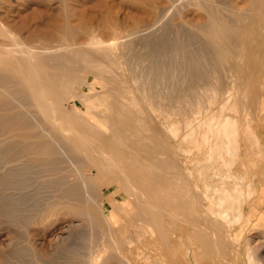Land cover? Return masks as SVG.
<instances>
[{"label": "rangeland", "instance_id": "rangeland-1", "mask_svg": "<svg viewBox=\"0 0 264 264\" xmlns=\"http://www.w3.org/2000/svg\"><path fill=\"white\" fill-rule=\"evenodd\" d=\"M143 1H145V0H143ZM143 1L142 0H0V25H1V27H4V29H8V31L18 35L21 38V40H24V41L27 40V41H25V43L28 42V45H30V43L32 46H33L32 43H34V45L36 44L34 47H36L37 45L38 46L41 45L43 47L47 46L46 45L47 40H48V42H47L48 46L49 45L53 46L56 43V39L59 37H61L62 39L66 38V40H64L65 42L66 41L72 42V39H73L74 42L77 41V43H78V41L79 42L82 41V43H84L86 40H88V34L86 33V29H90V30H93V33L96 34L95 35L96 39L99 40L101 37L103 45L105 43V44H109L106 46H110V45H111V47L113 46V49H112V51L110 50V52H114V51L116 52V50H117V52L119 53L120 49H121V51L122 50L124 52L126 51L125 53L122 51L123 54L120 52L119 55H117L118 53L115 55L116 57H118V58H116L117 61L115 60V57L113 55L111 56L110 54H109V57L107 56V59L105 57H104L105 59L104 58L102 59V57H101V59H100L101 62H99L100 63L99 66H102L104 64V62L111 61V63H112V59L115 60V61L113 60V62H114L113 64H111L110 62H108L109 64L106 63L105 64L106 66H104V67H107V68H104L102 66L103 70H105V73H104V71L101 72L100 69L102 67L100 68L98 66L99 69L93 68V67H91V65L88 62H86V60H82V61H85V63L83 62L85 64V66L81 60L80 61L82 64H79L80 61H79V63H77L79 73H80V80L78 81V83H76L77 80H75L74 84L71 83L72 85H68V86H65L63 88L65 95H63V99H62V102H63L62 108L64 109L66 114H69V115H67L69 118V121L72 119L70 122H72V124H74V125L77 124L78 127L82 126L84 124V122H86V120H87V122L91 121V122L95 123L96 125L98 124L100 127H102V130L108 131V127H107L108 123H105L106 120L111 121V119L117 117V115L118 116L120 115L121 119H123L122 117L124 115H127V118H128V117H130V116H128V113L131 114L134 111H136L137 109L138 110L143 109V111H139V112H141V114H139L138 111H136L138 114H136L135 112H134L135 114L134 113L133 114H134V116L135 115L138 116V118L140 115H142V116H140V118L143 117L142 118L143 120L145 118V120L142 121V123L145 122L143 124L145 129L146 128L150 129V130H146L147 132H149V133H147V136L151 135L152 133L154 134V135L152 134V136H155L156 141L154 140V138L152 136L151 137L149 136V138L147 137L148 140L150 141V143L154 144V147H153V145H151L154 148V150H158L159 148L161 149L160 146H162L164 148L163 150L161 149L163 152L169 151L170 148L172 149L169 151V152L172 151L170 154H169V152H167V154H160V156L167 159L169 161V163L172 161L173 165H175L176 163L178 164V165H175V167H174L171 164L172 162L170 163L172 165V167H174V169L172 168L173 172L175 169L177 170V172L175 171L174 173L170 172V173H173V175H175L174 178L180 176V173L183 174L184 176L189 175V177L187 176L188 179L192 178L193 176L194 177L197 176L196 175L197 173H199L200 175H201V173H203L202 175H204V176L198 175L200 177H197V178L193 177L194 179L192 178V181H194V182H195V180H198V179H201V181H202V178H205V176L206 177L209 176V175H206V174H208V172L206 173L205 169L203 168V165L206 163L205 162L206 161L205 156L202 157V159H201V156L205 155V152L200 151L199 153H196L195 150L193 149L194 152L191 151V154H190V152H188L189 148L191 147L188 144L190 142L187 141L188 143H184L183 141H180V137H178V139H177V136L176 137H174L175 135L172 136L173 132H171L172 131L171 127L172 128L176 127L180 134L182 131L184 132L183 129L187 126V123L184 122V119H186L184 117L189 115L188 110L183 108L185 105L183 102L184 100L181 101V97H180L181 92H182L181 89L183 88V86L180 84V82L182 80L180 78V76H181L180 71L181 70L179 69L180 70L179 71L176 67V63H178V60L180 59V55L178 56V54H180V53L178 52L175 54V52H177V51L171 50L174 53L171 54V52H170V55H172V56L174 55L175 58L170 56L169 52H168V55H167V52H163L165 54H160L161 60L160 59L159 60L161 62L162 61L166 62L168 57L174 58L173 59L174 61L178 59L177 62L175 63V65H173V68L170 70V72L171 71L174 72V74H175L174 77L170 76L171 74H173V72L169 73L167 71L168 69L164 68L165 66H162L163 63L158 64L159 67L157 69H160L161 71H162V68H163V70L165 69L164 72L169 73L168 75L164 72H161L162 74H160V70H158L159 73H157L156 69H153V71L154 70L156 71V72L152 71L153 73L148 71V70L152 69V68H150L151 64H149V63L152 62L154 64V62H155L154 59L156 57V56L154 57V55H150V57H149V54H152V50H153V47H151L152 45L150 43H152L156 39L155 38L156 36L161 35L163 32L165 34L168 33V36L169 35L171 37L174 36V37H172L173 39H175L176 37H179L178 32H179L180 27L184 28L185 26L189 25L190 22L192 23L193 20H196L195 18L198 17L199 13H198V10L196 9V8H198V6H194L192 0H182L181 2H180V0H176L177 2L173 1L175 4L172 3L170 0H168L171 2V5H170V2H168L167 0H164V1L163 0H156V1L152 0L154 2L150 1L151 4H149V2H148L149 0H146L148 3L145 1L144 2L145 4L143 3ZM166 1L170 6H166L167 5ZM153 3L155 4V5H153L154 7L152 6ZM172 4H174V5H172ZM159 5H160V7L162 6V8H160V9H162V12L164 10L163 13L166 14L165 17H164V14H163V16L161 15L162 13L159 15V13L161 12V10H159L157 8V7H159ZM155 8L158 9L159 12H158V10H155ZM166 9H168V11ZM194 10H197V11L194 12ZM165 11H167V12H165ZM192 11L194 13H192ZM155 15H158V16H155ZM155 17L157 19H154ZM159 18L160 19L162 18V19L160 20ZM182 18L184 20H181ZM261 18L259 17L255 20L251 19V20H253L252 23L254 24V28L255 29L257 28L256 32L254 30V33L256 35H260V36H258V39H257L258 46L255 48L256 50H254V52H255L254 54H256L257 51H258V53L256 55V58L253 57L252 59H253V61H255V63L258 66H261V69H260V71H258V73L253 72L254 75L252 74L251 75L252 77L250 79L247 80V78H245L247 80L246 81L244 79L245 83H244V80H243V82H241L242 85L240 84L241 86L238 87L239 92L236 91V92H238L236 95L237 98L235 97V99H237V100L239 98H241L240 99L241 101L240 100H239V102L236 101L237 105L241 102V104H239L241 106H239V107L242 108V109L241 108L238 109L237 112H239V110L240 111L243 110V111L239 112L240 114L238 113L239 115L236 114L239 117L236 115H235L236 117L234 116V118H236V120L237 119L239 120V122H237V125L239 128L240 137L237 140V142L239 145H241V144L246 145L247 144L249 146L248 154L245 157V162L247 165V169H246L247 171L245 173H243V175L241 176L243 178V183L242 184H236V186L233 190L235 203L237 204L236 207L234 208L233 211H230L226 217L220 219V221H222L223 223L228 222L227 224H229V223L231 224L228 226H230V229H231L233 236L237 237L239 242H240V244L237 246H240L239 248H241L242 249L241 251H243V252H240L238 257H235V254L233 255L232 253H231V255H228L227 252L225 254L226 255V257H225L224 255H221L220 253H218L216 248H215V250L213 248L210 251L205 250V249L203 250V246H201L202 245L201 240H199V238H197L195 235L196 231H197V228L195 226H197V225L194 224L195 223L194 218H196V220H197L199 217H201L200 219H202V220H200V222L206 220L207 217H205L204 214L207 216L208 212L206 209L208 208L207 207L208 205H207V202L204 203L205 201L202 202L201 204H199L200 202H197V205L201 208L198 210V206H196L197 208H195V209H197L199 211L200 216L198 215L197 210L192 209V208L188 209L187 208L188 205L185 206L189 210L188 212H191V215L196 214L199 217H197L196 215H193L191 217L190 213L187 214V209L184 210L181 206H177V207L173 206L175 209H179L180 212H178V210L176 211L175 209H173L172 206L171 207L169 206L167 208L166 207H162V208L159 207V209H161L162 211L165 210L164 216L166 217V218L163 217L165 219L162 220L163 222L161 223L162 224L161 226L164 227L163 231H165V235H166L168 240H162L157 235L158 234V227H157V224H155L153 221H150L151 223L150 222H142L141 225H140V223H139L140 221H139L137 224V220L140 218L141 212H139L137 210V207L135 206V202L133 199L135 197L134 193L133 194L128 193L123 188H120V186L118 185L119 179L116 180L117 177L115 178V173L113 170H111V172L105 171L99 175L96 172V168H92L93 172L90 173L89 169H88L89 159L87 161L81 157L79 159L80 160L79 161L77 158L79 155L76 156L75 158H73L69 155L71 153L67 154V158L70 156V160L75 162V163L73 164V162H70L69 159H65V160H68V162L67 161L64 162V159H63V161L59 162V165H60V167L65 166L64 167L65 169L66 168L69 169L71 167L70 169L73 170V172H74V174H76V176H73L71 174V170H70V174L72 176L69 175V170H68V172L66 171L68 174L67 176H69V178L68 177L67 178L70 179V180H68V182L74 181L71 184L75 183V185H77V186H79V184H80L81 186H79V187H80L81 191L79 190V192H81L82 194L78 192L77 193L78 195H76V196L72 195L73 197L68 196L67 194H64L65 195L64 196L61 193H64L63 188L65 187V184H62L64 187L61 184H60L61 187L57 184V183H59V178H58L59 176L58 175L61 174L60 173L61 170L55 168L56 171L58 170L57 171L58 175H57V172L55 170H53V168L51 169V166L48 165L47 167H50V168L46 167V169H45V167H44L45 165L43 163L40 164V161L36 163L37 164V166H36V165H34V163L36 162L35 159H32L29 155H27L28 158H26V160H25V159H23V156L24 157H27V156L25 154H23L22 157L21 156L19 157V159L16 158L17 161L13 162V163H15L14 165H16V162H18V160H19V163H17V165L21 164L20 165L21 167H19L17 165L16 166L18 168L22 169V167H23L22 161H25L24 167L27 169L28 163L31 162L28 165L30 168H31V166L32 167L33 166L34 167L40 166L39 168L41 170L39 168H37V169L40 170V172L41 171H43V172L40 173L36 169V167L31 168L32 169L31 171L29 168H28V170H26L24 168L23 170L25 173L23 172V170L21 171L20 169H17V170H15V172L13 171L14 173H17V175H15V174L10 175L9 174L10 176L14 175L15 178L13 176L12 177L9 176L10 177L9 178L7 171L11 168L8 166L11 162H8L9 164L7 163L4 166L1 164L3 168L1 169V167H0V173H1L0 176L3 179V181L0 178V184L1 183H3V184L0 185V190H1L0 193L2 194V195L0 194V200H1L0 201V203H1L0 204V264H68L70 261L73 262L74 260L76 261V262H74L76 264L77 260H78L77 257L79 258L78 261L81 262L79 264H88L89 262H90L89 264H235V263L236 264H246L247 256L245 255L246 252L244 251V249H245L244 246L250 247L251 254L252 255H253V253L255 254L252 256L254 259L251 257L255 261V263H258V260L260 259L261 263L264 264V56H262V58H261V53H262L261 51L264 50V44H262V43H264V41H260V40L264 39V36H262V35H264V32H260V28H258L260 26L257 27V25L262 24L261 20H264ZM152 20H154L153 21L154 23L152 22ZM159 20H160V22H158ZM117 21L119 23L121 22V24H118ZM259 21H261V23H259ZM108 22H109V24H108ZM112 22H113V24H114V22H115V24H117L116 25L117 28L119 27L118 25H120L121 28L117 29V31L119 32L120 35L124 34L122 32L123 31L125 32V30H126L125 35H127L128 33H129V35L127 37L122 36L120 38L113 36V35H116L114 33H113V35H112V33L110 35L109 34L110 30H108V27L110 26V24L113 25ZM166 22H167V24H166ZM106 23L108 24V26ZM151 24L152 25L156 24V26H154V28H153ZM180 24L183 25V27L179 26ZM133 25L134 26L136 25V27H134ZM141 25H143V26L141 27ZM147 25H148V27H147ZM131 26H133L134 28ZM170 26H172V27L170 28ZM129 27H130V29H129ZM137 27L140 29L141 32H139V30H136V29H138ZM262 27H264V25L261 26V29H264ZM141 28L142 29L148 28L149 30L146 29L147 30L146 31L144 29L142 31ZM172 29H173V31H172ZM131 30L132 31L136 30V31H138V33L136 31L131 33L132 32ZM120 31H122V32L120 33ZM144 31H146V32H144ZM160 31H161V33H160ZM175 31H176V34H174ZM153 32H156V33L154 34ZM257 32H259V33L257 34ZM139 35H140V37H139ZM1 36L2 35H0V39H1L0 45L5 44L9 48H11L10 45L7 44V41H8L7 38L3 39L5 36H3V38H1ZM64 36H65V38H63ZM142 36H145V37H142ZM148 36H150V37H148ZM67 37H69V38H67ZM123 37H125V38H123ZM145 38H146V40H145ZM256 38H257V36H256ZM104 39H105V41H104ZM124 39H126V40H124ZM150 39H152V40H150ZM2 40H7V41L4 42ZM28 40H30L31 42ZM101 40H99V41H101ZM108 40H110V41L108 42ZM57 41H58V39H57ZM64 41L62 40V42H64ZM142 41H145L147 44L145 42H142ZM148 41H150V42H148ZM58 42L56 43L57 48H59L58 45L59 46H60V44L62 45V43H58ZM69 42L67 44H65V43L64 44L70 45L71 43H69ZM134 42H135V44H134ZM3 45L1 47H3ZM125 45H127V47ZM134 45H135V49H132V48H134ZM191 46L193 47L192 44H191ZM53 47L56 48L55 45ZM111 47H107V48H111ZM129 47H132V48H129ZM260 47H261V49H260ZM4 48H5V46H4ZM4 48H0V49H2V51H5ZM9 48H7L6 51ZM103 48H105V46ZM115 48H116V50H115ZM9 50L11 51L12 48ZM131 50L134 53V54L131 53V54H133L132 55L133 57L129 53V52H131ZM141 51L142 52L144 51V52L142 53ZM138 53H140V54H138ZM120 54H122V55H120ZM124 54L127 55L126 57L131 59L130 62H129L128 58L124 59V58H126ZM140 55H142V56H140ZM161 55H163L164 57H166V55H167L168 57H166V59H165ZM176 55L178 58L176 57ZM262 55H264V53H262ZM110 56L112 57V59H110ZM121 56H122V58H120ZM157 57L159 58V56H157ZM158 58L156 60H158ZM163 58L165 60H163ZM108 59H110V60H108ZM140 59H141V61H140ZM138 60H139V62H138ZM122 61H124L126 63V65ZM259 61H260V64H259ZM115 63H117V64H115ZM122 63H123V65H122ZM132 63H133V65H132ZM86 64H88V65H86ZM79 65H83L82 67H84V68H82ZM112 65L113 66L122 65L120 68H119V66H118V68H115L118 70L120 69L121 73L118 70H117L118 73H114L115 69H113L114 67L113 68L111 67ZM146 66H147V68L149 67L150 69H147ZM177 66H178V64H177ZM142 67H144V68H142ZM111 68L113 69L114 72L111 71L112 70ZM83 69H85L86 73H85V71H83ZM94 69H95V71H94ZM108 69H111V70H109V72L111 71L110 72L111 75L108 74L109 73ZM175 69L178 70L179 72L176 71ZM122 71H124V73ZM126 72H127L128 76L126 75ZM145 72L147 74H145ZM149 72H150V74H149ZM83 73H84V76H83ZM96 73H98V74H96ZM112 73H114L115 76ZM86 74H87V76H86ZM105 74H106V77L104 76ZM154 74L158 78L160 77L159 78L160 80L158 79V81H160L159 85L156 82H155L156 84H153V82L151 80V79H154L155 81H157V78L155 79ZM165 74H166V76H165ZM176 74H180L179 78L177 77L178 75H176ZM107 75L109 77H107ZM124 75H125V78L123 79ZM141 75H142V77H141ZM143 75L144 76L146 75V76L144 77ZM147 75H148V78H147ZM81 76L85 80H83ZM85 76L87 79L85 78ZM116 76L117 77L120 76V78L118 77L119 78L118 79ZM133 76H135L136 78L134 79ZM169 76L171 77L170 79L173 78L172 82H174V83H171V80L168 79ZM127 77H128V79H127ZM152 77H154V78H152ZM109 78L110 79L112 78V80H110ZM138 78H140V79H138ZM113 79H114V81H113ZM117 79L121 80V81L118 82ZM147 79H148V81H147ZM161 80L164 83H161ZM149 81L151 82V84H153V86L156 85V86H154L156 88V89L154 88L156 90V92L151 87L152 85L151 86L149 85L150 87H148V84H146V83H149ZM177 81L179 82L178 84H177ZM124 82L127 84H125ZM143 82H145V83H143ZM247 82H249V83H247ZM166 83H168V85ZM246 83L248 85H245L246 87H244L243 84H246ZM252 83H253V85L251 86ZM77 84H79V85H77ZM139 84L140 85L142 84V85L140 86ZM144 84H145V87H144ZM162 84H165L166 88L164 87V85L162 86ZM114 85L115 86L117 85V86L115 87ZM171 85H173V86L171 87ZM160 86L162 89L160 88ZM180 86H182V88ZM127 87H129V88H127ZM158 87H159V89H158ZM168 87H170V88L168 89ZM173 87H176V88H173ZM141 88L146 90V92L148 91V94L144 90H142ZM147 89H149L150 91ZM151 89H153V91ZM160 89H161V91H163V93L166 89L167 90L173 89L172 91L174 92V90H175V92L174 93L172 92V94L171 93L168 94L169 91L166 90L165 94H162L159 91ZM116 90L119 91V93L120 92L121 93L119 94ZM127 90H128V92H127ZM180 90H181V92H180ZM70 91L72 92L71 94H70ZM114 91H116L117 93ZM129 92L131 94H129ZM153 92H155V93H153ZM156 93L158 96L156 95ZM122 94H124V95H122ZM149 94L151 95V98H150ZM159 94H161L162 96H160ZM211 94H212V92H210V95ZM128 95H129V98H132V96H133L134 100L128 98V100L130 102L127 101L126 96L128 97ZM146 95H148V96H146ZM167 95H169V96H167ZM117 96L118 97L124 96L126 98L125 100L127 102L124 101L125 102L124 107H127V108H124L125 110L122 109V107L117 106V105L112 106V104H114L116 100H122V97L118 98ZM170 96L172 97L171 101H170ZM248 97L250 99L249 101L247 99ZM113 99H116V100H113ZM153 99L155 100V102H154L155 105L153 104V101H154ZM243 99H245V101ZM131 100H132V104H131ZM135 100L138 102H136ZM134 101H135V103H134ZM151 101H152L151 105L148 106V103L150 104ZM242 101H244L245 103L250 102L249 107H248V105L246 106V104ZM140 104L142 107L139 106ZM158 104H159V106H157ZM236 104H235V106L237 108L238 106ZM242 104H243L244 108H243ZM107 105L111 106L112 109H111V107H109ZM138 107L139 108L141 107L142 109L141 108L139 109ZM171 107H172V109H171ZM65 108H66V110H65ZM129 109L132 111L134 109L135 110L130 113ZM111 110H113V111H111ZM160 110H162V111H160ZM183 110H185V111H183ZM186 111H187L188 115H186L187 114V113H185ZM154 112L155 113L157 112V113L154 114ZM181 112H184V114L186 116L181 115L182 114ZM125 113H127V114H125ZM159 113L161 115L160 118H159ZM174 113H176V114H174ZM178 113L182 117H180V115ZM149 114H150V116H149ZM81 116H82V118H81ZM134 116H133V118H137ZM151 116H152V118H151ZM73 118L75 120L77 119L81 123L79 124V122L77 120H76L77 121L76 122ZM79 118H81V120ZM130 118L132 119V120L131 119L130 120L133 121L132 116ZM140 118L138 120L134 119L135 122L137 121L136 123L133 121V123H135L136 125H134L132 123V126H133L132 127V133H134V135L133 134L132 135L137 137L141 133V135L139 137H141L142 139L141 140L139 139V140L141 142H143V141L146 142L147 138L143 136L144 135L143 131H139V134L137 133V131L140 130V128H142ZM157 118H159V119H157ZM164 118H165V120H164ZM168 118H170V122H167V121H169ZM103 119H105V120H103ZM124 119H126V116ZM182 120H183L184 124H183V122H181ZM138 121L140 122V126H137V124L139 123ZM146 122L148 123V125ZM151 122H152L153 126L156 128L151 126L152 125V124H150ZM67 123H69V122H66V124ZM175 123H177V124H175ZM174 124L177 126H175ZM63 125H64V123H63ZM68 125L70 126L71 124L64 125V127L68 126ZM60 127L62 129V126H60ZM151 127H152V129H151ZM133 129H135V131ZM145 129H142V130H145ZM62 130H64V129H62ZM158 130H160V132ZM64 131L66 132V130H64ZM152 131H155V132H152ZM135 132L137 133V135H135ZM158 134L160 135V137H158L159 136ZM132 135L130 136V138H136V137H133ZM165 136L169 137V139L166 138ZM139 137H137V138H139ZM143 138H146V139H143ZM174 139H175V141H174ZM148 140H147V142L149 144ZM166 140H168L169 144H167L168 142ZM239 140L241 142H239ZM154 141H155V143H154ZM178 141L181 143L180 144L181 146H183V144H185L182 149L179 147L180 145L178 144ZM258 141L260 142L259 144H258ZM139 142L137 143L138 145L136 144L139 148H141L140 146H142V145L144 146V144L147 143V142L146 143L143 142L142 144H140L141 142L140 143ZM156 143H158L159 148H158ZM175 143H176V145H175ZM148 144H147V146H148ZM155 144L157 147L155 146ZM161 144H163L165 146L169 145V150H166L165 149L166 147L161 145ZM171 144H173V146L174 145L175 146L170 147ZM186 144H188L190 147L188 145L186 146ZM238 144L237 145L232 144V145H235L237 147ZM151 146L148 148L145 145L144 147L148 148L149 150L146 148L145 149L148 150V152L152 153V151H154V150L151 149L152 148ZM187 147H189L188 150H186ZM191 148H193V146ZM65 152L67 153L68 151H65ZM173 152L175 153L174 156H173V154H174ZM187 152L190 155L188 158H187V156H188ZM171 154H172V157L175 158V156H176L177 158L172 160L173 158L168 156V155L171 156ZM74 156H75V153H74ZM29 157H30V159H32L31 161L29 160ZM89 157L91 159H95L97 162L99 161L100 163L105 164V159L103 157H98V155L95 153L90 154ZM20 158H22V159H20ZM195 158L198 160V162ZM231 158H232V155L228 156L229 160ZM233 158H235V160H234L235 163L238 162L237 160L240 159L238 155H235V157L233 155ZM233 158L231 159L232 160V163H231L232 168L235 165L239 164V162H238V164L237 163L235 164L233 162ZM236 158H239V159L236 160ZM27 159L29 160V162ZM76 159L79 161L78 164H76L77 163ZM182 159L184 161H182ZM20 160L22 163L20 162ZM33 160H35L34 163H32ZM74 160H76V161H74ZM161 160H163V159L161 157H159L158 162L156 160V162L158 163L157 164L154 160H153L154 161L153 162L151 159V161H150L152 163L151 166H149L150 163H146V162L145 163L151 169H155L156 166L160 165ZM186 160H188V161H186ZM201 160H203V162ZM200 161L202 162V164H200L201 163ZM62 162L69 163L71 166L69 167L68 166L69 164L66 165ZM186 162H189V163L187 164ZM13 163L10 166H12ZM60 163H62V165ZM153 163H154V167H153ZM183 163H186L185 167H184ZM30 164H33V165H30ZM170 164H168L169 167L165 165L166 167H164L165 168L164 172H168L166 169H168V170L170 169ZM179 165H180V167H177ZM190 165H192V166H190ZM7 166L9 169L6 168ZM41 166H43V167H41ZM4 167L6 168L7 171L5 170ZM17 167H15V168L12 167V168L16 169ZM187 167H188V169H187ZM191 167L194 169L190 171V169H192ZM199 167L203 168V172H202V170L199 169ZM178 168L181 169V172H178L180 170ZM34 169H36L37 172H34L35 171ZM49 169L53 170L50 172V176L48 174H45L47 172L49 173V171H50ZM185 169H187V171ZM16 171H18L22 175L20 174L21 175L20 176L19 173ZM54 171L56 172L55 173L56 175L51 174ZM38 172L40 174H43L45 172L43 175H48L47 177H44L46 179L49 177L47 179L48 181H49V179L51 180V178H53L52 175H54V179H52L53 181L51 180L48 182L46 180L47 183H45V179L41 178L42 175L40 176V174H34V173H38ZM27 173L30 176L27 175ZM6 174H7V177L6 176H5V178L2 177ZM24 176H27V177H24ZM56 176H58V177H56ZM55 177L58 178V180L55 179ZM75 177L78 178V179L77 178L76 179L79 182V184H78V182L77 183L75 182V180H76ZM6 178H9V179L12 178V179L10 181L9 179H6ZM22 178H23V181L21 180ZM24 178H25V180H24ZM31 178H33V179H31ZM174 178L172 181V187H170L168 189L169 192L167 191V189H165L167 191L165 193H167V194H165L163 192V194L160 195V193H161L160 191H165L164 189L163 190L162 189L161 190H154L155 192L154 191H153L154 193L152 192L151 198L149 197L150 200H152V199L156 200L155 197L157 198V196L159 197L162 195H164V196L169 195V196H171V198L173 197L172 199L174 200L173 201L174 203L176 201L179 202V200L181 199L180 195L182 193V192L180 193V191H182L183 188L184 189L190 188L191 190L193 189L191 184H190V186L186 185L180 190V188H178V187H180L179 186L180 184L177 186L178 183L175 184L176 179H174ZM178 178H177V182L179 180ZM39 179L41 182L39 181ZM43 179H44V181H43ZM4 180H6V181H4ZM16 180L22 181L23 182V183L21 182L22 185H21V183H19L20 181L18 182L19 183L18 184L16 182ZM54 180H55V182H54ZM190 181H191V179H190ZM201 181L196 182V183H198L200 188L203 187V184ZM70 182H69V184H70ZM12 183H14V184H12ZM148 183H149V186L153 185V182L151 183V181H148ZM4 184H6V185L9 184L7 186L8 188ZM10 184H11V188H10ZM42 185H45V186H42ZM49 185H50V187H49ZM66 185H68V184H66ZM173 185L176 186V187H174V188H176V190H177V188H178V190H180L179 191L180 195H179V193H176V190H174ZM18 186L21 188H19ZM23 186H25V187H23ZM56 187H58V188L56 189ZM2 188H5L6 190H8V191L5 190L6 194ZM9 188L10 189L16 188V189H15V191L13 189H12L13 191H11ZM30 189H32V190H30ZM143 189H145V188H143ZM170 189L172 190L173 193H170V191H171ZM2 190H3V193L5 194V196L8 195L7 192H11V194L10 193L9 194L11 195L10 199L14 202L13 204L11 203L12 201L9 200V198H8L10 195H8V197H6L7 198L6 199L3 196L4 194L2 193ZM17 190H19V191H17ZM202 190H203V188H202ZM30 191H32V192H30ZM112 191H113L112 194H114V195L111 194ZM143 191L141 190L140 193H142ZM17 192L18 193L20 192V193L18 194ZM98 192L101 195H99ZM191 192L193 193V194H191V196H195V195L198 196L200 194V192L197 189H193V191H191ZM40 193H42V194H40ZM189 193H188V197H190ZM17 194L19 195V197L21 199L18 197ZM172 194H174L176 197L179 196L180 199H178V198L174 199L175 196H173ZM177 194H178V196H177ZM60 195H63V196H60ZM141 195H143V193ZM108 196H110L109 200L107 199ZM1 197H3L6 200L2 201L3 199H1ZM40 197H41V199H40ZM50 197H52L53 199H51ZM18 199H20L21 203L18 201ZM40 200L41 201L43 200L42 201L43 204ZM153 200H152V202H153ZM237 200H238V203H237ZM8 201L9 202L11 201V202L9 203ZM50 201H52L55 205L52 206L53 203L50 204ZM108 201H111V202L108 203ZM4 202H5L6 206H8L7 204H9L11 206V209H10V206L8 208H6V206L4 207ZM22 202H24V203H22ZM44 202H47L46 205L50 206L51 211L47 209L48 206H46ZM48 202H49V204H48ZM117 204H118V206H117ZM12 205L13 206L15 205V206L13 207ZM120 205H123V206L119 207ZM178 207H181L183 209V211H185V212H183L181 210V208H178ZM188 207H190V206H188ZM168 208H170V209L172 208L171 209L172 213H173V210H174V212L176 211L175 215L171 213L172 216L171 215L169 216L171 210H167ZM123 210L127 211V213H128L127 216H125V213H123ZM192 210H195V212H197V213H193L194 211H192ZM200 210H202V211H200ZM4 211H8V212H4ZM168 212H169V214H168ZM177 213H179L178 217H177ZM183 213L185 214V216L188 215L189 218H191V220L193 219L192 222H191V220H189V221L186 220L187 216L184 217L185 218L184 219L182 217L184 215ZM138 215H139V217H138ZM127 218H128V221H127ZM189 218L187 217V219H189ZM130 220H132V221L136 220L135 221L136 223L133 222V223H135V224H133L132 221H130ZM124 221H126V222H124ZM187 222L189 224H187ZM122 223H123V226L118 228ZM125 223H127L128 225L130 224L131 227L129 228V226L127 224L125 225ZM190 223L193 226H191ZM67 225H69L68 226L69 228L66 227ZM187 225L190 227H188ZM108 226H110L111 228L109 227L110 229H108ZM192 227L193 228L195 227V228L193 229ZM66 229H68V230L65 231ZM107 229H108V231L109 230L110 231L108 232ZM179 229H181V230H179ZM193 231L195 232V234H193L194 233ZM67 232H68V234H67ZM65 234H67V235H65ZM168 236H169V238H168ZM197 239L199 240V242ZM170 241L172 242L171 245H170V243H171ZM163 242H165V243L163 244ZM166 242H168V243H166ZM246 243H247V245H246ZM26 245H27V247H28V245L30 247L27 248V247H25ZM17 247H18V249L15 250ZM20 247H22V248H20ZM164 247H166V248H164ZM24 248L26 250H28L29 248L30 249L28 251H26ZM21 249H24L26 253L24 254L23 253L24 251H22ZM19 250L22 251V252L20 251V254L22 255V257L16 258L15 255L17 253H19ZM212 250H214L215 252L217 251V253H215ZM11 251H12L13 255L10 254ZM13 252H17V253H13ZM18 255H17V257H19ZM221 256H224V257H221ZM257 256L260 258H258ZM186 257H187V259H186ZM256 258H258V259H256ZM152 259H154L153 262H150V261H152ZM172 260H173V262H172ZM155 261H157V262H155ZM71 262L69 264H72Z\"/></svg>", "mask_w": 264, "mask_h": 264}, {"label": "bare ground", "instance_id": "bare-ground-1", "mask_svg": "<svg viewBox=\"0 0 264 264\" xmlns=\"http://www.w3.org/2000/svg\"><path fill=\"white\" fill-rule=\"evenodd\" d=\"M145 1H143V3ZM150 1H152V0L148 1L149 4H151ZM154 1H156V0H154ZM154 1H152V2H154ZM167 1H166V3H167ZM170 1L172 3H174L173 1L177 2L176 0H170ZM170 1H168V2H170ZM181 1L182 0H180V2ZM171 2H170V5H171ZM192 2L194 4V6H198V8H196V9L198 10L199 14H198V17L195 18L196 20H193L192 23L190 22V24L185 26L184 28L180 27L179 32H178L179 37H176L175 39L172 38L174 36L171 37L169 35L171 37L170 38L168 36V33L165 34L163 31H162L163 33L161 35H159L161 33V31H160V33L158 34L159 36H156L155 37L156 39L152 43H150L152 45L151 47H153V50H152V54H149V57H150V55H154V57L156 56L155 59L153 58L155 60V62H154V64L152 62L149 63V64H151L150 68H152V69H150L149 67L147 68V66H146V68L150 69L148 71H150L151 73H153L155 71V70L153 71V69H156L157 73H159L158 70H160V69H157L159 67L158 64L163 63L164 65L162 64V66H165L164 68L168 69L167 71L169 73H171L173 71L170 72V70L173 68V65H175V63L177 62L178 59L174 61L173 59L175 57H174V55L173 56L170 55V52L172 54V53H174L172 51L176 50L177 52H175V54L178 52L180 53V54H178V56L180 55V59L178 60V63H176L177 69L181 70V71L179 70L181 72L180 78L182 79L181 80L182 83L180 82V84L183 86V88H182V86H180L182 88V89L180 88L182 90V92L180 90V92H181L180 97H181V101L184 100L183 102L185 105L183 108L188 110L189 115H188L187 111L185 113H187L186 115H188V116H186L184 114V112H181L182 113L181 115L186 116V117H184V118H186V119H184V122L187 123V126L185 125L186 127L183 129L184 132L182 131L180 134L176 127H173L174 129L171 127V130H172L171 132H173L172 136H174V135H175L174 137L177 136V139H178V137H180V141H183L184 143L190 142L188 144L191 147L193 146V148H191L188 144H186V146L188 145L190 147V148L187 147V149H186V150H188V148H189L188 152H190V154H191V151L194 152L193 149L195 150L196 153H199L200 151L205 152V155H203L204 153L202 154L203 156H201V159H202V157L205 156V160H206L205 162L206 163L204 162L205 164L203 165V168L205 169L206 173L208 172V174H206V175H209V176H207V177L205 176V178H202V181H201V179H198V180H195V182L192 181V178L194 177L193 175H192L193 177L190 178L191 181H190V179L187 178V176L189 177V175L184 176L181 173H180V176H178L179 178L178 177L174 178L175 175H173V173L175 171L177 172V170L175 169L173 172V169H174L175 165H178V164L176 163L175 165H173V162L171 161L172 163L171 162L170 163L174 166V167H172V165L169 163V161L167 159L160 156V154H167V152H169L172 149L170 148V150H169V145L165 146V145L161 144V145L166 147L165 148L166 150H169V151L163 152L162 150L164 148L162 146H160L162 149L161 150L158 146V143H156L159 149L154 150V148H153L154 144H151L150 141L148 140L149 136L151 137L153 133L152 134L150 133L151 135L147 136V133H149V132H147L146 130H150V129L149 128L145 129V127L143 125L145 122L142 123V121H144L145 118H144V120L142 119L143 117L140 118V116H142V115L139 116V118L141 119V124H142L141 127L142 128H140V130H138L137 133L139 134V131H143V133H144L143 136L146 138L148 137L147 140L149 141V144H148L147 140H146L147 143L143 141L144 143H146V144H144V146L146 145V147L149 148L151 145H153V147L151 146L152 147L151 149H153L154 151H152V153H150V152H148L149 149L144 147L143 145H142L143 147L140 146L141 148H139L137 146L138 145L137 143L142 139L141 137H139L141 135V133L137 136L139 138H137L136 136H133L134 133H132V127H133L132 123H133L134 119H136V120L139 119L138 116H136V115L134 116V114L135 113L141 114V112H139V111H143V109L141 108L142 107L141 104L139 106H141L140 108L142 110L137 109L136 111H138V113L136 111H134L135 109L133 110L135 113L129 109L130 110L129 112L130 113L133 112L134 114L128 113V116H130V117L132 116V118H133V116L137 117V118H133V121H131L132 119L130 117L127 118V115H124L122 117L123 119H121L120 115L119 116L117 115V117L111 119V121L106 120L105 123H108L107 124L108 131L102 130V127H100L98 124L96 125L95 123H93L91 121L87 122V120H86V122H84V124L80 127H78L77 124H75V125L72 124V122H70L72 119L69 121V118L67 116L69 114H66V112L62 108V103H63L62 99H63V95H65L63 88L65 86L72 85L71 83L74 84L75 80H77L76 83H78V81L80 80V73H79L77 63H79L80 60L81 61L86 60V62H88L91 65V67L99 69V67L101 68L102 66L103 67L106 66L105 65L106 63H108V62L111 63V61L104 62V64L102 66H99L100 65L99 62H101L100 61L101 57H102V59L104 57L107 59V56L109 57V54H110L111 56L113 55L115 57V60H116V58H118L115 56L118 53L116 48H115L116 52L115 51L110 52V50L112 51L113 46L112 47H111V45L106 46L109 44H105V43L103 45L101 37L99 39L101 41L96 39V36H95L96 34L93 33V30H90V29H86V33L88 34V40H86L84 43H82V41L81 42L78 41V43H77V41L74 42L73 39L70 37L72 39V42L71 41L70 42L68 41V42L71 44L65 45L68 42L66 41L67 42L66 43L64 41V40H66V38L64 36L63 38H65V39H62L61 37L57 38L59 42L56 39V43L57 42L62 43V45L60 44V46H59L57 44L59 47V48H57L56 43H55L54 45L56 48H54L53 47L54 45L48 46V44H47L48 40L46 42L47 46H45V47H43L41 45H39L40 47L38 45H37L38 47L37 46L34 47L36 44L34 45V43H32L33 44V46H32L30 43L31 42L30 40H28V41H30L29 42L30 45H28V42L25 43V41H27V40H25V41L21 40V38L18 35L8 31V29H4V27H1V25H0V35H2L1 38H3V36H5L3 39L7 38V40L9 42L7 40H2V41H4V42L7 41V44L10 45V47L12 48V50L10 51L9 49H11V48H9L7 45H5V44L3 45L2 43L1 44L3 45V47H1L2 45H0V48H4V46H5V48H4L5 51H2V49H0V165L2 164L4 166L8 162H11L10 164L8 163L9 164L8 166L11 168L9 169L8 166L6 167L9 169L8 171L4 167L5 170L7 171L8 177L11 174L17 175V173H14L15 170L20 169L22 171L25 168L24 167L25 161H22L23 162L22 169L17 167V166L21 167L20 166L21 164L17 165V163H19V160H18V162H16L17 166L14 165L15 163H13V162L17 161V159H19L20 156L22 157L23 154H25L26 156L29 155L32 159L36 160L35 163H34L35 160H33V162H32L36 166H37L36 163L40 161V164L43 163L45 165V166L43 165L45 167V169L49 165V166H51V169L53 168V170H55V171H56L55 168L61 170L60 175H58V172H57L58 170L56 171L57 175L59 176V177L56 176L59 178V183H57V182L56 183L60 187L62 184H65V187L62 185L64 187L63 188L64 193H61V194H63V195L67 194L68 196H71V197H73L74 195L75 196L78 195L77 193L80 190L79 186H81V185L77 181V179H78L77 177H75V179L77 178L75 180V182L76 183L78 182L79 186L75 185V183L71 184L74 181H71V182L69 181L71 185L69 184L68 180H70V179H68L69 176H67L68 170H69V175L72 174L73 176H76V174H74L73 170L70 169L71 165L69 163H64L65 161L68 162V160H65V159L70 160V156L75 158L78 155H79L77 157L78 160L81 157L87 161L89 159L88 169H89L90 173L93 172L92 168H96V172L99 175L105 171L111 172V170H113L115 173V178L117 177L116 180L119 179L118 185L120 186V188H123L128 193H132V194L134 193L135 197L133 199L135 202V206L137 207V210L139 212H141L140 218L139 219L137 218L138 219L137 224L139 221H140L139 222L140 225L142 224V222L153 221L155 224H157V227H158V234L157 235L162 240H168V239L165 235V231H163L164 227L161 226L162 225L161 223L163 222L162 220L166 218L164 216L165 210L162 211L161 209H159V207L160 208H162V207L167 208L169 206L170 207L171 206L172 207L173 206L174 207L181 206L184 210L187 208L188 209L189 208L195 209V208H197L196 206H198L197 202H200L199 204H201L202 202L205 201L204 203L207 202V205H208L207 206L208 208L206 209L208 213H207V216L205 214H204V216L207 218L205 221L200 222V220H202V219H200L201 217H199L200 214H199L198 210L201 207L198 206V210L197 209H195V210L198 211L199 216H197L196 214H193V215H196L197 217H199L197 220H196V218L193 217L194 221H195L194 224L197 225L198 227L194 225L197 228V231L195 234V232H194L195 230H194L193 234H195L196 237L199 238V240H201V243H202L201 246H203V250L205 249V250L210 251L211 249L214 248V250H215V248H216L218 253H220L221 255H224L225 257H226V255H225L226 252L228 255H231V253H232L233 255L235 254V257H238L240 252H243V251H241L242 249L239 248L240 246H237L240 244V242H239L237 237L233 236L231 229H230V226H228L231 224L230 223L227 224L228 222L223 223L222 221H220V219L226 217L229 214V212L233 211L234 208L236 207L237 204L235 203L233 190H234L236 184H242L243 183V178L241 176L243 175V173H245L247 171L246 170L247 165L245 162V157L248 154L249 146L247 144L246 145H243V144L239 145L237 142V140L240 137V135H239L240 132H239V128L237 125V122H239V120L237 119L238 120L237 121L236 118H234V116L243 110H241V111L239 110V112H237L238 109L241 108V107H239V106H241V105H239V104H241V102L237 105L236 101L239 102V100L241 98H239L237 100V99H235V97H236L237 93L239 92L238 87L242 85L241 82H243V80L245 78H247V80L250 79L252 77L251 75L253 74V72L258 73V71H260V69H261V66H258L255 63V61H253V59H252L253 57L256 58V55L258 53V51H257V53L254 54L255 53L254 50H256L255 48L258 46L257 39H258V36H260V35H256L254 33V30L256 32L257 28L256 29L254 28V24L252 23L253 20H251V19L255 20L259 17L260 18L262 17L261 19H264V0H192ZM174 4H172V5H174ZM153 5H155V4L153 3L152 6ZM170 5L167 3L166 6H170ZM157 8L159 10H161L159 15L162 13L161 15L163 16L164 10L162 12V9H160V8H162V6L160 7V5H159V7H157ZM158 9L155 8V10H158ZM168 9H166V10L168 11ZM159 10H158V12H159ZM197 10H194V12ZM167 11H165V12H167ZM194 12L192 11V13H194ZM165 15L166 14H164V17H165ZM155 16H158V15H155ZM154 19H157V18L155 17ZM160 20L158 22H160ZM181 20H184V19L182 18ZM153 21L154 20H152V22ZM261 21H262V24L257 25V27L260 26V27H258V28H260V32H264V29H261V26L264 25V20H261ZM261 21H259V23H261ZM108 24H109V22H108ZM108 24H107V26H108ZM112 24H113V22H112ZM118 24H121V22L120 23L118 22ZM156 24L155 25L151 24V25L154 28V26H156ZM166 24H167V22H166ZM181 24L179 26L183 27V25H181ZM113 25L110 24V26H109L110 28L108 27V30H110L109 31L110 35H111V33H112V35L114 33L116 35H113V36H116L119 38L122 36L127 37L129 35V33L127 35H125L126 30H125V32L120 31V33L121 32L124 33V34L120 35L119 32L117 31L118 28H121L120 25H118L119 26L118 28H117V26H116L117 24H115V22ZM133 26H131V27H133ZM142 26L143 25H141V27ZM134 27H136V25ZM147 27H148V25H147ZM171 27L172 26H170V28ZM262 28H264V27H262ZM129 29H130V27H129ZM144 29L146 30L148 28H143V29L141 28L142 31ZM136 30H139V32H141L139 28ZM136 30H134V31H136ZM134 31H132L131 33H133ZM146 31H144V32H146ZM172 31H173V29H172ZM136 32L138 33V31H136ZM153 33L155 34L156 32H153ZM258 33L259 32H257V34ZM174 34H176V31ZM256 36H257V38H256ZM262 36H264V35H262ZM125 37H123V38H125ZM139 37H140V35H139ZM142 37H145V36H142ZM148 37H150V36H148ZM67 38H69V37H67ZM62 40L64 42H62ZM124 40H126V39H124ZM145 40H146V38H145ZM150 40H152V39H150ZM0 41H1V39H0ZM104 41H105V39H104ZM109 41L110 40H108V42ZM260 41H264V39H262ZM142 42H145V41H142ZM148 42H150V41H148ZM134 44H135V42H134ZM191 44L193 45V47L191 46ZM262 44H264V43H262ZM104 46H105V48H103ZM125 46L127 47V45H125ZM6 47L9 48L7 51H6V49H7ZM107 47H111V48H107ZM129 48H132V47H129ZM132 49H135V45H134V48H132ZM260 49H261V47H260ZM122 51L120 49L121 53H122ZM163 52H167V55L169 52V55L174 57V58H170L166 55V57H168L166 62L165 61H164L165 63L163 61L161 62L160 61L161 60L160 54H165ZM261 52L264 53V50H262ZM119 53L117 55H119ZM129 53L130 54L133 53L132 50ZM262 53H261V58H262V56H264V55H262ZM122 54H120V55H122ZM133 54H131V56ZM138 54H140V53H138ZM111 56H110V59H112ZM126 56L127 55H125V57ZM140 56H142V55H140ZM157 56H159V58ZM161 56H163V55H161ZM166 57H164V58L166 59ZM176 57H177V55H176ZM120 58H122V56ZM127 58L128 57H126L124 59H127ZM157 58H158V60H156ZM164 58H163V60H165ZM110 59H108V60H110ZM113 60L114 59H112L111 64L114 63ZM128 60L130 62L131 59L128 58ZM81 61L79 64H82L83 62L85 63V61H82V63H81ZM140 61H141V59H140ZM122 62H124V61H122ZM138 62H139V60H138ZM115 64H117V63H115ZM124 64L126 65L125 62H124ZM177 64H178V66H177ZM259 64H260V61H259ZM86 65H88V64H86ZM122 65H123V63H122ZM122 65H118L119 68ZM132 65H133V63H132ZM79 66L82 67L83 65H79ZM84 66H85V64H84ZM115 66L112 65L111 67L112 68L114 67L113 69L118 68V66H116V67ZM103 67L100 70H101V72L104 71V73H105V70H103ZM82 68H84V67H82ZM104 68H107V67H104ZM142 68H144V67H142ZM111 69H108V72ZM113 69L111 70L112 72H114ZM117 70L118 69H115L114 73H118ZM164 70L162 68V71L160 70V74H162L161 72H164ZM178 70H176V71H178ZM83 71H85V69H83ZM94 71H95V69H94ZM118 71L121 73L120 69ZM110 72L108 73L109 75H111ZM122 72L124 73V71H122ZM150 72H149V74H150ZM85 73H86V71H85ZM114 73H112V74H114ZM164 73H166L167 75L169 74L167 72H164ZM96 74H98V73H96ZM106 74L104 75L105 77H106ZM145 74H147V73L145 72ZM155 74H154V77H155V79L157 78V81H158V79L160 77L158 78ZM166 74H165V76H166ZM173 74H174V72H173ZM173 74H171L170 76L174 77L175 74L174 75ZM126 75H127V72H126ZM176 75H178L177 77L179 78L180 74H176ZM83 76H84V73H83ZM86 76H87V74H86ZM86 76H85V78H86ZM114 76H115V74H114ZM135 76H133L134 79L136 78ZM170 76L168 77V79L171 78ZM107 77H109V76L107 75ZM118 77L120 78V76H118ZM141 77H142V75H141ZM154 77H152V78H154ZM112 78L111 79L109 78V79L112 80ZM124 78H125V75H124L123 79ZM147 78H148V75H147ZM82 79H83V77H82ZM114 79H113V81H114ZM127 79H128V77H127ZM138 79H140V78H138ZM172 79H170L171 83H174V82H172ZM83 80H85V79H83ZM151 80H152L153 84L158 83V85H159L160 81L157 82L154 79H151ZM245 80H244V83H245ZM120 81L121 80H118V82H120ZM147 81H148V79H147ZM249 82H247V83H249ZM143 83H145V82H143ZM149 83H146V84H148V87H150L152 85L151 87L154 89L155 88L154 86H156V85L153 86V84H151L150 81H149ZM161 83H164V82H162V80H161ZM178 83L179 82L177 81V84ZM247 83L243 84V86L246 87L245 85H248ZM125 84H127V83H125ZM166 84L168 85V83H166ZM77 85H79V84H77ZM163 85H164V87L166 86L165 84H162V86ZM252 85H253V83L251 84V86ZM172 86L173 85H171V87ZM144 87H145V84H144ZM127 88H129V87H127ZM160 88H161V86H160ZM169 88L170 87H168V89ZM173 88H176V87H173ZM149 89H147V90H149ZM153 89H151V90L153 91ZM158 89H159V87H158ZM161 89L159 91L162 94H165V91L167 89L164 91V93H163V91H161ZM142 90H144V89H142ZM172 90L173 89L167 90V91H169L168 94L169 93L172 94V92H173ZM116 91H114V92H116ZM144 91L146 92V90H144ZM236 91H238V92H236ZM117 92L119 93V91H117ZM127 92H128V90H127ZM155 92H156V90H155ZM155 92H153V93H155ZM174 92H175V90H174ZM210 92H212L211 95H210ZM71 93L72 92L70 91V94ZM146 93L148 94V91ZM124 94H122V95H124ZM129 94H131V93L129 92ZM156 95H157V93H156ZM159 95L162 96L161 94H159ZM146 96H148V95H146ZM149 96L151 98L150 94H149ZM167 96H169V95H167ZM120 97H122V100L113 99L116 101L114 104H112V106L117 105V106L122 107V109L127 108L124 106H125V102L129 101L128 100L129 95H128V97L126 96L127 101L125 100L126 98L124 96H119L118 98H120ZM133 98L134 97L132 96V98H129V99H133ZM171 98L172 97L170 96V101H171ZM245 99H243V100L245 101ZM247 99H248V101L250 100L249 97ZM135 101H134V103H135ZM244 101H242V102H244ZM136 102H138V101H136ZM154 102H155V100L153 101V104H154ZM151 103H152V101L150 102V104L148 103V106L151 105ZM131 104H132V100H131ZM235 104L238 106L237 108H236ZM245 104H246V106L248 105V107H249L250 102L245 103ZM107 106H109V105H107ZM157 106H159V104ZM242 106H243V104H242ZM109 107H111V106H109ZM243 108H244V106H243ZM111 109H112V107H111ZM171 109H172V107H171ZM65 110H66V108H65ZM162 110H160V111H162ZM111 111H113V110H111ZM183 111H185V110H183ZM156 113L154 112V114H156ZM125 114H127V113H125ZM174 114H176V113H174ZM181 115H180V117H182ZM238 115H236V116H238ZM125 116H126V119H124ZM149 116H150V114H149ZM160 116L161 115L159 113V118H160ZM81 118H82V116H81ZM81 118H79V119L81 120ZM151 118H152V116H151ZM159 118H157V119H159ZM168 119H169V121H167V122H170V118H168ZM103 120H105V119H103ZM164 120H165V118H164ZM66 122H69L67 124H71V125L64 127V125H67ZM181 122H183V120ZM184 122H183V124H184ZM63 123H64V125H63ZM80 123L81 122H79V124ZM135 123H133V124L136 125ZM150 124H152V122ZM175 124H177V123H175ZM147 125H148V123H147ZM60 126H62V129L66 130V132L64 130H62ZM137 126H140V122L137 124ZM151 126H153V124ZM175 126H177V125H175ZM154 128H156V127H154ZM135 129H133V130L135 131ZM142 129H145V130H142ZM151 129H152V127H151ZM160 130H158V131L160 132ZM152 132H155V131H152ZM137 133L135 132V135H137ZM131 135L133 137H136V138H130ZM152 137L155 140V136H152ZM158 137H160V135ZM146 138H143V139H146ZM166 138L169 139V137H166ZM175 139H174V141H175ZM155 141H154V143H155ZM166 141L168 142V140H166ZM143 142H141L140 144H142ZM239 142H241V141L239 140ZM259 143L260 142L258 141V144ZM147 144H148V146H147ZM156 144H155V146H156ZM167 144H169V142ZM178 144L180 145L181 143L178 141ZM232 144H235V145L238 144V146L236 147L235 145H232ZM175 145H176V143H175ZM184 145L185 144H183V146ZM172 146H173V144L170 145V147H172ZM183 146L180 145L179 147L182 149ZM145 148L148 150H146ZM65 151H68V152L66 153ZM171 152H169V154ZM69 153H71L73 156ZM74 153H75V156H74ZM92 153L97 154L98 157H103L105 159V164H102L99 161L97 162L95 159H91L89 156ZM67 154L70 155V156L68 155L69 156L68 158H67ZM174 155H175V153L173 154V156ZM231 155H232V158H233V155H234V157H235V155H238L240 158V159L236 158V160L239 159V160H237L239 162V164H238V162H236L238 165H235L233 168L231 166V163H232L231 159L232 158L230 160L228 159V156H231ZM168 156L172 157V154H171V156L170 155H168ZM189 156L190 155L188 153L187 158ZM30 157H29V160L31 161L32 159H30ZM159 157H161L163 159V160H161V163L159 162L160 165L156 166L155 169H151L150 167H148V165L146 163H150L149 166H151V164H152L150 162L151 159H152V161L154 160L156 162V160H157V162H158ZM26 158H28V156L27 157L23 156V159L26 160ZM172 158H173L172 160H174L177 157L175 156V158L174 157H172ZM20 159H22V158H20ZM63 159H64V162H62V163L66 164V165L69 164L68 166L70 168L69 169L66 168L67 170L64 168L65 166L60 167V165H59V162L63 161ZM29 160H28V162H29ZM76 160H74V161H76ZM78 160L76 161L77 162L76 164L79 163L80 160L79 161ZM188 160H186V161H188ZM234 160H235V158H233V162L235 163ZM182 161H184V160L182 159ZM201 161L203 162V160H201ZM20 162H21V160H20ZM70 162H73V161L70 160ZM197 162H198V160H197ZM202 162L200 164H202ZM12 163H13V165L10 166ZM29 163H31V162H29ZM29 163H28V165H29ZM62 163H60V164L62 165ZM74 163L75 162H73V164ZM186 163L188 164L189 162H186ZM186 163H183L184 167H185ZM168 164H170L171 170L166 169L168 172H164L165 171L164 167H166V166L169 167ZM2 165L0 166L1 169L3 168ZM28 165H27V169L25 168L26 170H28V168H29L31 171L32 170L31 168L36 167V166L35 167L31 166V168H30ZM30 165H33V164H30ZM14 166L17 168L13 169V168H15ZM43 166H41V167H43ZM190 166H192V165H190ZM39 167H36V169ZM153 167H154V163H153ZM177 167H180V165ZM201 167H199V169L202 170V172H203V168H201ZM47 168H50V167H47ZM36 169H34L35 170L34 172H37ZM51 169H49L50 171L48 170L49 173L48 172L47 173L44 172V173L48 174L50 176V172L53 171ZM178 169H180V168H178ZM187 169H188V167H187ZM187 169H185V170L187 171ZM193 169L194 168L190 169V171ZM40 170H38V171L40 172ZM70 170H71V174H70ZM55 171L51 174L56 175ZM16 172H18V171H16ZM23 172H24V170H23ZM39 172L34 173V174H40L43 171H41L40 173ZM170 172H173V173H170ZM178 172H181V169ZM21 173H19V175ZM7 174L2 176V177H4V178H5V176L7 177ZM43 174H40V176L42 175L41 178L48 176V175H43ZM202 174L203 173H201V175L199 173H197L196 174L197 176H195V177L197 178L200 176H204ZM27 175H29V174L27 173ZM54 175H52L53 178H51V180L54 179ZM198 175H200V176H198ZM12 176L15 178L14 175H12ZM12 176H10V177H12ZM24 177H27V176H24ZM56 177H55V179L58 180V178H56ZM0 178H1V176H0ZM9 178H6V179H9ZM173 178L176 179L175 184L178 183L177 186L180 184L179 185L180 187H178V188H180V190L184 186H186V185L190 186V184H191L192 188L197 189L200 192V194L198 196H196V195L191 196V194H193L191 192V191H193V189L191 190L190 188L189 189L183 188V190L180 191V190H178V188L176 190V188H174L176 186L173 185V188H174V190H176V193H179V191H180V193L182 192L181 195L179 193L181 199L179 198L178 194H177L178 197H176L174 194H172V195L175 196L174 199L178 198L181 201L179 200V202L176 201L174 203L173 202L174 200L172 199L173 197L171 198V196H169V195L168 196L162 195L159 197L157 196V198L154 196L156 200L152 199L153 200V202H152V200H150L152 192L154 190H161V189L162 190L167 189V191L169 192L168 189L170 187H172ZM177 178L179 179L178 182H177ZM11 179H9V180L11 181ZM31 179H33V178H31ZM40 179H39V181H40ZM44 179H45V183H47L46 182L47 179L46 178H44ZM44 179H43V181H44ZM21 180L23 181V178ZM24 180H25V178H24ZM51 180L49 179V181H51ZM2 181H3V179H2ZM4 181H6V180H4ZM19 181L20 180H16L17 183ZM22 181H20L19 183H21ZM148 181H151V183L153 182V185L149 186ZM197 181L202 182L203 190H202V188L199 187L198 183H196ZM54 182H55V180H54ZM22 183H21V185H22ZM1 184H3V183H1ZM12 184H14V183H12ZM66 184H68V185H66ZM4 185L7 187L9 184L8 185L4 184ZM42 186H45V185H42ZM23 187H25V186H23ZM49 187H50V185H49ZM10 188H11V184H10ZM19 188H21V187H19ZM57 188L58 187H56V189ZM143 188H145V189H143ZM2 189L5 192L6 189L5 188H2ZM12 189H10V190L15 191L16 188L13 190ZM140 189L142 191L144 190L142 192L143 195H141L142 193H140L141 192ZM3 190H2V193H3ZM30 190H32V189H30ZM6 191H8V190H6ZM17 191H19V190H17ZM167 191L166 190L160 191L161 192L160 195L163 194V192L165 193ZM0 192H1V190H0ZM30 192H32V191H30ZM9 193L11 194V192H7L8 195H10ZM79 193H81V192H79ZM112 193H113V191L111 192V194ZM170 193H173L172 190L170 191ZM188 193L190 194V197H188ZM5 194H6V192H5ZM5 194L3 196L5 198L8 197V195L5 196ZM40 194H42V193H40ZM98 194L101 195L99 192H98ZM165 194H167V193H165ZM63 195H60V196H63ZM112 195H114V194H112ZM18 197H19V195H18ZM8 198H9V200H11L10 199L11 195ZM50 198L53 199L52 197H50ZM109 198H110V196L107 197L108 200H109ZM1 199H3L2 201H4L7 198L4 199L3 197H1ZM20 199H18L19 202H20ZM40 199H41V197H40ZM52 201H50V204H52L54 202V201L53 202ZM110 202L111 201H108V203H110ZM11 203L13 204L14 202L12 201ZM22 203H24V202H22ZM44 203L46 205L47 202H44ZM237 203H238V200H237ZM42 204H43V202H42ZM48 204H49V202H48ZM7 205L8 206H6L5 202H4V207L6 206V208H8L10 206L9 204H7ZM53 205H55V204L53 203L52 206ZM187 205L190 207H188ZM46 206H48V205H46ZM117 206H118V204H117ZM121 206H123V205H120L119 207H121ZM185 206H187V208ZM48 207H47V209L50 210V206H48ZM174 207H173V209H175ZM181 207H178V208H181ZM182 208H181V210L183 211ZM10 209H11V206H10ZM171 209L168 208L167 210H171ZM188 209H187V214L190 213V216L192 217L193 215H191V212H188L189 211ZM175 210L176 211L178 210V212H180L179 209H175ZM195 210H192V211H194L193 213H197V212H195ZM200 211H202V210H200ZM4 212H8V211H4ZM175 212L173 210V213H172V210H171L170 214H169V212H168V214H169V216L170 215L172 216V214L175 215ZM183 212H185V211H183ZM123 213H125V216H127V214H128L126 210L125 211L123 210ZM178 215H179V213H177V217H178ZM186 216L189 218L188 215H186ZM186 216L184 214L182 217L184 218ZM138 217H139V215H138ZM163 217H165V218H163ZM187 217H186L187 221L191 220V218L187 219ZM192 220H191V222H192ZM127 221H128V218H127ZM130 221H132V220H130ZM135 221L136 220H133L132 223ZM124 222H126V221H124ZM135 223H133V224H135ZM126 224L127 223H125V225ZM187 224H189V223L187 222ZM69 225H67L66 227L69 228L68 227ZM190 225H191V223H190ZM122 226H123V223L118 228H120ZM128 226H129V228L131 227L130 224ZM191 226H193V225H191ZM109 227L110 226H108V229L111 228V227L110 228ZM188 227H190V226H188ZM108 229H107V231H108ZM181 229H179V230H181ZM67 230L68 229H66L65 231H67ZM67 234H68V232H67ZM67 234H65V235H67ZM168 238H169V236H168ZM199 240H198V242H199ZM164 243L165 242H163V244ZM166 243H168V242H166ZM171 244H172V242L170 243V245ZM246 245H247V243H246ZM25 247H27V245ZM28 247H30V246L28 245ZM20 248H22V247H20ZM164 248H166V247H164ZM244 248H245L244 251L246 252L245 255L247 256L246 264H262L260 259L258 260V263H255V261L253 260L254 258L252 257L255 254L254 253H253V255L251 254L250 247L244 246ZM17 249H18V247L15 250H17ZM24 249H21V250L24 251L23 253L25 254L26 249L25 250ZM21 250H19V253H17L18 251L13 252V253H17L16 255L14 254L16 256V258L22 257V255L20 254ZM28 250H26V251H28ZM214 250H212V251H214ZM12 251L10 254H12ZM217 251L216 252L214 251V252L217 253ZM17 255L19 257H17ZM224 256H221V257H224ZM258 258H260V257H258ZM258 258H256V259H258ZM77 259L79 260L78 257H77ZM186 259H187V257H186ZM78 260H77L76 264L81 263ZM153 260L154 259H152V261H150V262H153ZM74 262H76V261L74 260L71 263L75 264ZM155 262H157V261H155ZM172 262H173V260H172Z\"/></svg>", "mask_w": 264, "mask_h": 264}]
</instances>
